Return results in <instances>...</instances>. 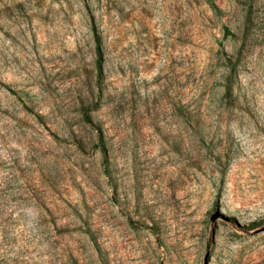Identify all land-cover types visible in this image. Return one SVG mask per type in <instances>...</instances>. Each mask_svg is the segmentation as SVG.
<instances>
[{
    "label": "rangeland",
    "instance_id": "374dc122",
    "mask_svg": "<svg viewBox=\"0 0 264 264\" xmlns=\"http://www.w3.org/2000/svg\"><path fill=\"white\" fill-rule=\"evenodd\" d=\"M0 264H264V0H0Z\"/></svg>",
    "mask_w": 264,
    "mask_h": 264
},
{
    "label": "trees",
    "instance_id": "16d2710c",
    "mask_svg": "<svg viewBox=\"0 0 264 264\" xmlns=\"http://www.w3.org/2000/svg\"><path fill=\"white\" fill-rule=\"evenodd\" d=\"M95 38H96V53L98 55L97 58V65L99 68V71L102 73L103 70V62H104V53H103V49H102V39L100 37L99 34H95ZM93 110V108H87V111L84 112V118L83 121L87 124H90L91 126L93 125V120L92 117L89 115V111ZM97 129V133H96V144H94V147L96 149L99 150V152L102 155L103 158V162L106 165V173L109 176H112V171L109 168L110 164H111V156H110V152H109V148L107 145V141H106V135L104 132V129L101 126H98ZM79 145L84 146V143L82 141L78 142Z\"/></svg>",
    "mask_w": 264,
    "mask_h": 264
},
{
    "label": "water",
    "instance_id": "95a60500",
    "mask_svg": "<svg viewBox=\"0 0 264 264\" xmlns=\"http://www.w3.org/2000/svg\"><path fill=\"white\" fill-rule=\"evenodd\" d=\"M218 216H219V212L215 213V214L212 216V218H213V219H216Z\"/></svg>",
    "mask_w": 264,
    "mask_h": 264
}]
</instances>
